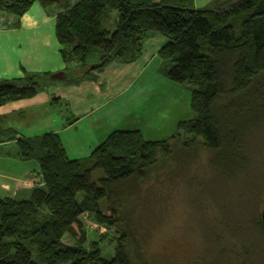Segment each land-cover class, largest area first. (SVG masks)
I'll use <instances>...</instances> for the list:
<instances>
[{
  "label": "trees",
  "instance_id": "obj_1",
  "mask_svg": "<svg viewBox=\"0 0 264 264\" xmlns=\"http://www.w3.org/2000/svg\"><path fill=\"white\" fill-rule=\"evenodd\" d=\"M35 3L60 9L55 35L71 77L24 71L1 78L0 106L52 82L78 84L114 60L134 62L160 33L167 38L158 51L160 70L189 84L195 115L162 140L146 139L139 129L114 130L78 158L57 132L26 137L0 128V142L15 139L19 157L37 160L42 179L27 197L0 196V264H147L128 211L137 188L131 181L145 180L161 161L176 160L184 170L201 148L223 178L250 164L248 136L264 123V0H212L201 8L194 0H0V26L5 14L21 17ZM97 169L104 173L98 181ZM89 215L106 227L97 239L86 229ZM258 227L264 235L261 218Z\"/></svg>",
  "mask_w": 264,
  "mask_h": 264
},
{
  "label": "rangeland",
  "instance_id": "obj_2",
  "mask_svg": "<svg viewBox=\"0 0 264 264\" xmlns=\"http://www.w3.org/2000/svg\"><path fill=\"white\" fill-rule=\"evenodd\" d=\"M156 64L157 59L151 62L137 84L138 91L145 92V98L141 99L142 95L139 101L124 107L127 109L124 114L128 113L130 119L123 118L121 112L118 117L123 118L122 122L128 127L139 126L146 139L159 140L169 138L176 131L178 122L191 118L193 111L189 84L159 75ZM144 78L151 84L143 83ZM88 122L89 118H86L62 135L71 158L87 156L97 146ZM122 126L125 125L119 124L117 128ZM1 148L6 153L0 154V158L18 150L15 143ZM246 151L250 156L248 168L232 178L219 176L209 164L211 153L201 148L192 155L184 170L176 160L171 161V165L170 161H161L145 180L131 181L137 188L130 194L128 211L144 262L241 264L245 261L264 264V235L258 227L264 207V123L249 134ZM7 163L12 167L11 162L7 160ZM28 163L39 166V172L37 160ZM6 165L0 160V169L8 170ZM31 175V180H39L36 172ZM102 176L104 173L100 169L93 172L94 180L98 181ZM20 178L24 181L26 177ZM21 181L0 176V186L10 183L18 186ZM5 192L0 187L1 197H16ZM24 197L27 195L17 196ZM84 220L91 239L99 238L105 231L106 227L93 215ZM115 247L116 243L106 244L103 255L110 258ZM137 263L142 264V261Z\"/></svg>",
  "mask_w": 264,
  "mask_h": 264
},
{
  "label": "crops",
  "instance_id": "obj_3",
  "mask_svg": "<svg viewBox=\"0 0 264 264\" xmlns=\"http://www.w3.org/2000/svg\"><path fill=\"white\" fill-rule=\"evenodd\" d=\"M211 1L194 0V5L201 8ZM59 12L60 9L55 5L44 8L35 3L21 17L6 14L3 16L5 26H0V78L19 77L24 71L56 72L66 68L61 54L62 46L55 35ZM17 21L18 27L14 25ZM166 41L164 35L156 33L146 40L141 56L134 62L114 60L103 69L94 71L91 78L81 80L78 84L52 82L33 97L0 106V128H11L26 137L45 132H57L62 137L70 128L89 118L91 135L97 145L114 130H141L139 126L128 127L127 123L122 122L123 118H129L128 113L124 114L127 111L124 107L126 104L135 103L137 99L139 101L142 95L141 99L145 98V92L138 91L137 84L153 60L157 59L155 70L159 75L171 80L161 72L162 59L158 55L159 49ZM142 82L151 84L146 78ZM119 112L125 117L119 119ZM192 113L191 118L195 115ZM70 117L72 120L68 121ZM119 124L125 126L117 128ZM12 143L17 144L15 139L5 138L0 142V147ZM17 152L18 150L8 152V156L0 158L5 161L8 168L0 169V176L3 179L21 181L23 178L20 177H26L18 186H14V183L0 186L5 193H12L16 197L28 195L34 186L42 182L40 170L38 172L39 166H31L28 162L32 159H22ZM5 153L1 148L0 154ZM7 160L11 162L12 167L8 165ZM32 172L38 174L39 178L36 179L39 180H31Z\"/></svg>",
  "mask_w": 264,
  "mask_h": 264
},
{
  "label": "water",
  "instance_id": "obj_4",
  "mask_svg": "<svg viewBox=\"0 0 264 264\" xmlns=\"http://www.w3.org/2000/svg\"><path fill=\"white\" fill-rule=\"evenodd\" d=\"M51 77L56 80H66L70 78L71 75H69L65 70H60V71L53 72ZM261 219H262V227L264 230V207L261 213Z\"/></svg>",
  "mask_w": 264,
  "mask_h": 264
}]
</instances>
